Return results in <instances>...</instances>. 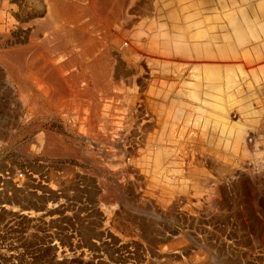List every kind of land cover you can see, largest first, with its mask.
I'll return each mask as SVG.
<instances>
[{
	"label": "rangeland",
	"instance_id": "rangeland-1",
	"mask_svg": "<svg viewBox=\"0 0 264 264\" xmlns=\"http://www.w3.org/2000/svg\"><path fill=\"white\" fill-rule=\"evenodd\" d=\"M57 1L0 0V264H264V0Z\"/></svg>",
	"mask_w": 264,
	"mask_h": 264
},
{
	"label": "bare ground",
	"instance_id": "bare-ground-1",
	"mask_svg": "<svg viewBox=\"0 0 264 264\" xmlns=\"http://www.w3.org/2000/svg\"><path fill=\"white\" fill-rule=\"evenodd\" d=\"M57 1V0H56ZM60 1V0H59ZM106 1V0H105ZM58 2V1H57ZM57 2H56V4H57ZM104 2V1H103ZM60 2H58V4H59ZM57 4V5H58ZM67 5V4H66ZM52 6V5H51ZM53 7L54 8H56L55 7V5H54V3H53ZM54 12H56V11H54ZM53 12V13H54ZM58 13V12H57ZM60 13V12H59ZM66 13V11H64V14ZM61 14V13H60ZM71 14V13H70ZM66 16V15H65ZM56 17V16H55ZM60 17V16H59ZM231 21H233L232 20V17H231V19H230ZM230 24H231V29L235 32V33H231V34H234V35H236L237 36V38L240 40V41H245V36H247V35H249V34H247L246 33V35H245V33H243V28H248L249 27V25H247V23H244V25H241V24H236V23H234V22H230ZM195 31H198L197 33H199V32H201V30H195ZM77 35V34H76ZM70 36H72V35H70ZM188 36V35H187ZM212 38H213V36H212ZM84 39V38H83ZM208 41H210V40H208ZM176 42H177V45H176V47H177V49L178 50H180V51H185V47H187L188 46V44H186L187 42L186 41H184L183 39L182 40H176ZM198 45H200L199 43L196 45V46H198ZM171 46V45H170ZM246 46V45H245ZM156 48V47H155ZM167 48V47H166ZM86 49V48H85ZM203 49V48H202ZM87 50V49H86ZM220 80V79H219ZM224 80V79H223ZM218 81V80H217ZM235 81H234V79H232V78H230V77H228V78H226V82H225V84L223 83V85H225L226 87H230L231 85H233V83H234ZM217 84H214V85H217L216 86V88H218V87H221V84H220V82L218 83V82H216ZM219 89V88H218ZM218 89H217V91H218ZM220 90V89H219ZM221 91V90H220ZM222 93V92H221ZM227 94V93H226ZM224 97V96H223ZM216 100H218V99H216ZM225 107V106H224ZM223 108V107H222ZM175 112V111H174ZM174 114V113H173ZM245 117V116H244ZM240 134V133H239ZM203 137H200V139H202ZM206 140V139H205ZM202 142V141H201ZM200 142V143H201ZM205 144V143H204ZM235 144V143H234ZM240 144V143H239ZM202 145V144H201ZM199 147H200V145H199ZM204 147V146H203ZM207 147V146H206ZM244 150V149H243ZM246 151V150H245ZM237 164H238V162H237Z\"/></svg>",
	"mask_w": 264,
	"mask_h": 264
}]
</instances>
